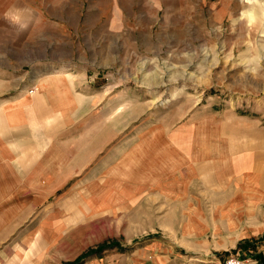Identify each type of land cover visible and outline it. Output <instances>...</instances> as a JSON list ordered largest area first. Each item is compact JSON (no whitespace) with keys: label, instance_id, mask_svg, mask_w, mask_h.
<instances>
[{"label":"rangeland","instance_id":"1","mask_svg":"<svg viewBox=\"0 0 264 264\" xmlns=\"http://www.w3.org/2000/svg\"><path fill=\"white\" fill-rule=\"evenodd\" d=\"M68 2L1 17L20 26L0 25V65L23 77L74 58L103 76V115L135 99L134 130L165 132L178 166L122 183L103 168L52 209L28 194L0 220V264H264V0Z\"/></svg>","mask_w":264,"mask_h":264},{"label":"crops","instance_id":"2","mask_svg":"<svg viewBox=\"0 0 264 264\" xmlns=\"http://www.w3.org/2000/svg\"><path fill=\"white\" fill-rule=\"evenodd\" d=\"M51 1L0 0V18L7 17L17 7L38 17H60L61 10L70 6L69 0L64 4L61 3L64 0ZM5 22L0 24L4 28L20 26ZM4 62L7 60L0 64ZM74 63L72 57L55 60V65H66L68 69L57 67L52 72H45L42 63L27 71L25 78L22 74L13 77L21 69L8 74L11 70L0 65V220L3 222L6 209L27 206L22 203L27 202L28 194L33 201L29 207L52 209L59 206L54 198L60 199L61 194L78 189L89 192L97 182L93 178H103V168L109 173L106 176L112 175L122 183L127 173L138 177L141 173L152 174L150 169L166 171L178 166L166 157L170 142L165 132V136L160 132L154 136L149 131L142 136L136 133L139 120H131L137 117L135 99L130 104L121 99L103 115L106 97L103 82L96 81V73L77 72ZM61 69L66 71H58ZM124 105L129 107L125 109ZM124 139L129 141L125 144ZM202 154L193 157L191 172L204 168L201 167L204 162L199 161L204 159Z\"/></svg>","mask_w":264,"mask_h":264},{"label":"built area","instance_id":"3","mask_svg":"<svg viewBox=\"0 0 264 264\" xmlns=\"http://www.w3.org/2000/svg\"><path fill=\"white\" fill-rule=\"evenodd\" d=\"M227 264H242V262L238 259L230 258L229 260H227Z\"/></svg>","mask_w":264,"mask_h":264}]
</instances>
